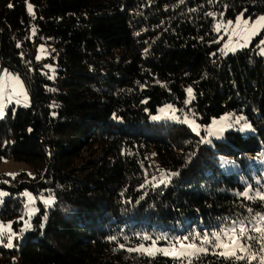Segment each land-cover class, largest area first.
Here are the masks:
<instances>
[{"label":"trees","instance_id":"obj_1","mask_svg":"<svg viewBox=\"0 0 264 264\" xmlns=\"http://www.w3.org/2000/svg\"><path fill=\"white\" fill-rule=\"evenodd\" d=\"M240 13H264V0H0V60L24 77L31 102L0 119V164L31 168L0 173L13 193L0 216L21 213L24 190L54 197L18 249L0 245V264L15 253L21 264H187L129 249L264 213V202L237 195L262 176L264 32L223 54L215 28ZM41 44L51 54L37 59ZM166 103L200 124L243 113L256 133L227 131L216 150L186 124L150 121ZM218 153L237 170L224 171ZM162 174L168 184H155ZM192 264L229 261L210 249Z\"/></svg>","mask_w":264,"mask_h":264},{"label":"snow or ice","instance_id":"obj_2","mask_svg":"<svg viewBox=\"0 0 264 264\" xmlns=\"http://www.w3.org/2000/svg\"><path fill=\"white\" fill-rule=\"evenodd\" d=\"M9 7H11V5H9ZM28 11L30 13L33 12L31 5H29ZM224 27L225 30L231 29L228 33V43H226L224 49H222L226 54L228 51L234 52L238 48L248 47L255 37L259 36L261 32H264V15L252 20L251 18L245 19L243 14H241L236 18L235 22L231 20L227 21ZM216 30L217 32L221 31V25L218 24ZM33 32H35V29H33ZM233 37H239V39L233 42ZM260 44L264 45V39L260 40ZM260 51L264 54V48H261ZM39 58L38 56L37 59ZM4 72L5 74L0 76V118L4 115L6 106L4 102L5 97H7L8 102L15 99L17 103L20 102L18 97H22L24 101L28 99L25 85L20 77L8 73L7 70H4ZM192 91L191 87L187 89L190 99H194ZM188 102L190 101H186L185 103ZM167 108L171 109V113L165 108L160 109L163 117L173 120L180 119V117L176 115V109H173L171 105L167 106ZM161 118V116L153 117V119ZM243 119V117L233 119L229 116L221 117L219 120L214 119L206 131L209 136H219L226 128H231L234 124H240ZM183 122L189 124L197 135L200 134V125L196 124L195 120H189V118L185 116ZM250 128V124L244 123L241 130ZM7 175L14 178L17 174L9 173ZM165 179L166 178L162 174L160 183H164ZM5 195H7V193L0 192V198ZM24 195L28 197L29 203L34 202L35 198L32 197L31 194L24 193ZM237 195L242 196L245 200L258 199L264 202V191L258 190L252 194L250 190L246 189L243 192L237 193ZM52 202L51 197L44 200L46 205H50ZM28 206V204L25 205L26 208ZM248 212L253 213V210L249 208ZM21 219H23V217H21ZM26 227L30 228L31 224L27 223ZM253 233H255V235H253ZM16 237L17 233L12 231L11 224H0V244H5L6 247L12 248L14 246L13 240ZM143 239L151 241V246L141 244L139 248L129 250L140 251L150 256L154 255V252L163 253L164 255H171L175 260L187 261V264H192V258L198 257L201 254H207L211 248L212 254L218 255L229 261V264H239V262H243V264H253V262H256V264H264V213H255L251 215L247 223H245V220L233 221L231 227L221 229L220 232L211 233V238L208 233H204L202 238L197 234L196 239L189 243H185L189 241V237L176 239L170 245L171 250L169 248L157 247L159 240L164 239V237L153 239L150 236H144ZM196 240H199L200 243L197 244ZM177 245H179V249H177ZM121 247L124 246L121 245Z\"/></svg>","mask_w":264,"mask_h":264},{"label":"rangeland","instance_id":"obj_3","mask_svg":"<svg viewBox=\"0 0 264 264\" xmlns=\"http://www.w3.org/2000/svg\"><path fill=\"white\" fill-rule=\"evenodd\" d=\"M241 14H243V17L245 19L251 18L252 20H255V19L259 18L260 16L264 15V13H262V14L257 15L256 17H250V16H246L244 13H240V14L237 15V17L240 16ZM236 18L235 19H227V20L220 19V20L216 21L215 28H216V26L218 24L221 25V31H219L220 37L221 38L226 37V39L224 40V43L222 45V48H221V52L223 54H225V52H223L222 49H224L225 44L228 43V33L231 31L230 28L225 30L224 25L229 20L235 22ZM257 37H255V38H257ZM237 39H239V37H233V42H235V40H237ZM261 39H264V34H263L262 38H260L258 40V46L260 47V49L264 48V45L260 44V40ZM250 44H249V46H250ZM239 49H241V48H238L237 50H239ZM51 50L52 49L50 47H48V46H46L44 44H41L38 47L37 57L39 56L40 57L39 59L46 58V57H48V55L51 54ZM232 52L233 51H228L226 54H229V53H232ZM45 67L46 68H51V64L49 62H47V63H45ZM4 70H7L8 73H11V74H13L15 76H19L20 77V79L23 81V83L25 85V89H26V92H27L28 99H27V101H24L22 97H18L20 102L17 103L15 99L12 100L11 102H8L7 97H5V101L4 102H5L6 106H5V109H4V115L0 119H3L6 116L8 108L11 107L12 105H14V107H18V106L26 107V106H29L30 103H31L30 102L29 89H28V86L26 84V81H25L24 77L20 73H18L16 71H12V70H10L7 67L2 66V62L0 60V76L5 74ZM187 101H191L190 97L187 99ZM169 105H171L173 109L177 110L176 111V115L180 117L179 120H173V119H170V118L163 117V114L160 112V109L161 108H165L169 113H171V109L167 108V106H169ZM156 116H161L162 118L161 119H153V117H156ZM185 116H187L189 118V120H195V123L200 125V129H199L200 134L199 135L204 138V142H206V144H208L209 146H211L212 148H214L216 150H218V149L220 150L221 149L220 148L221 145H219L218 142L227 140V136H226L227 131H239L244 136H249L250 134L256 133L255 127L253 126L251 121H249L247 119V117L243 113L232 111V112H228L226 114H223V115H221L219 117H215V118L212 119V121L214 119L219 120L221 117H224V116H229V117H232L233 119L238 118V117H243L244 119L241 121V123L238 124V125L234 124V126L231 127V128H226L225 131L219 136H209L207 131H206V129L208 128V126L211 125L212 121L210 123H208V124H200L195 119V117L193 116L192 112L184 110L182 113H180L178 108L175 107L173 104H170V103H166V104L161 105L160 107H158L157 112L150 114L149 120L152 121V122H173V123H177V124H182L183 123V124H186L191 131H193L192 127H190L189 124L183 122ZM244 123L250 124L251 128L250 129L241 130ZM247 153H249V152H247ZM217 156H218V163H219L220 167L224 171L231 172V171L237 170L238 161H237V159L234 156H231V155H229L227 153H218ZM262 157H264V154H263ZM30 169L31 168H30L29 164H27L26 162L16 161V160H14L12 158H9V157L4 158L2 163L0 164V173H6V174L15 173L16 174L17 172H20V171L28 173ZM254 169L255 170H262V176L255 179L254 185L251 184L249 186L248 190H250V193H252V194H254L258 190L259 191H264V161L261 160V161L257 162L256 165L254 166ZM160 181H161V178L154 180V183L159 185V184H161ZM164 183L168 184V180H166V182H164ZM0 192L7 193V195H5L2 198H0V207H1L3 205L5 199L10 197V196H12L13 193L9 189L5 188L4 185L0 186ZM24 193L31 194V196L35 198L34 202L29 203L28 197H26L24 195ZM14 195L17 196V194H14ZM19 195L24 201V205H23V208L21 210V213L19 215H17L16 217H13V218L7 219V220L1 218V216H0V224H4V225L11 224L12 231L17 233V237L14 238V240H13L14 246L12 248H10V249H18L20 247V245L24 242L26 235L28 233H30L34 229V219H35V216L40 211V206L43 205L45 208H49L50 206L53 205V202H54V197H53V195H50V194L41 193L39 195H34L30 191L24 190ZM49 197L52 198L53 202L50 205H46L44 203V200L48 199ZM26 204L29 205L27 208L25 207ZM21 217H23V219H21ZM27 223L31 224L30 228L26 227ZM204 233H208L210 238H211V233H213V232L192 231L191 233H184L182 235L170 236V238L160 239L158 244H157V247L169 248L170 249V245L176 239H180V238H183V237H189L190 238L189 241L185 242V243H189V242H192L193 240L196 239L197 234H199V236L202 238ZM153 239H156V238H153ZM161 241H164V242H161ZM196 243L199 244L200 241L196 240ZM143 244L146 245V246H151V241H146ZM0 245H4L5 246V244H0ZM139 246L135 247L134 249L139 248ZM207 247H210V246H207ZM177 249H179V245H177ZM153 251H154V249H153ZM138 252H140V251H138ZM155 255H163V256L172 257L171 255H164L163 253H158V252H154V255H151V256H155ZM184 262L187 263V261H183V263ZM11 264H21L20 256H19L18 253L14 254L13 262Z\"/></svg>","mask_w":264,"mask_h":264},{"label":"water","instance_id":"obj_4","mask_svg":"<svg viewBox=\"0 0 264 264\" xmlns=\"http://www.w3.org/2000/svg\"><path fill=\"white\" fill-rule=\"evenodd\" d=\"M38 123H39V120L37 118H35L34 122L31 125V128H32L31 129V134L35 138H38L37 135H36V129H37Z\"/></svg>","mask_w":264,"mask_h":264}]
</instances>
